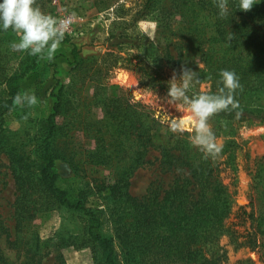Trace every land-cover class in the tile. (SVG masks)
<instances>
[{
    "label": "trees",
    "instance_id": "trees-1",
    "mask_svg": "<svg viewBox=\"0 0 264 264\" xmlns=\"http://www.w3.org/2000/svg\"><path fill=\"white\" fill-rule=\"evenodd\" d=\"M95 1L104 8L109 6L110 1L117 2ZM50 2L36 0L44 12ZM159 2L143 0L142 7L136 11V19L155 8L159 12L161 10L164 17L172 13L170 9L159 8ZM198 2L199 7L189 8L191 17L204 7L214 18V32L206 36L186 15L185 43L199 45V60L203 64L199 77L209 82V90L213 92L221 86L219 77L222 69L234 70L240 81V87L235 91L238 106L213 116L235 122L263 120L264 103L246 100L264 88V0L254 3L248 10L236 8L239 0H229V15L223 17L218 14V0ZM177 7H181L179 3L175 10H179ZM181 11L180 14L186 13ZM164 23L167 24V20ZM10 32L13 31H0V50L4 55L10 54L3 46ZM126 37L124 31L110 32L105 51L101 54L98 51L97 57L92 54L93 62L87 72L78 78L80 82L74 84L75 90L71 91L65 84L56 81L50 92L53 98L51 110L39 120L43 124L32 143L33 156L32 152L25 154L21 151V142L9 143L1 119L0 150L9 157L15 196L12 202L14 231L8 230L0 216V236L5 234L7 246L18 256L23 251L21 247H26V258L21 264H36L34 257L41 242L33 221L44 211L57 207L85 217L87 238L83 243H90L95 252L101 254L102 264H117L116 249L121 252L126 264H223L226 253L219 245V238L225 234L235 247L247 245L259 251L264 260L262 213L257 214L253 208L247 211L243 206L238 207L235 216L240 218V224L249 221L243 233L234 227L233 222L226 220L232 214L233 193L221 182L215 158L191 143L192 132L187 129L173 131L167 121L156 114L157 110L128 95L120 85H107L104 81L110 70L129 64L138 75L139 86L158 89L167 95L168 82L150 64L129 52L121 55ZM179 40L175 39L172 43L175 52L170 50L166 53L167 62L173 66L182 62L177 46ZM62 41L69 42V38L65 37ZM205 41L209 43L207 48L202 46ZM90 44L94 43H87ZM84 47L72 44L75 70H82L83 64L87 63V59L83 58ZM97 58L100 62H95ZM22 68L25 71L26 67ZM22 71L17 73L23 75ZM16 75L14 73L11 79ZM86 76L93 83L90 97L79 93L85 83L81 79ZM11 79L8 80L9 98L2 103L12 102L18 95V86L11 83ZM189 94L195 95L196 92L190 90ZM68 113L70 117L74 116L83 136L93 142L91 148L82 152L71 144L70 122L59 119ZM159 124L166 125L168 129V135L160 140L155 138L154 133ZM152 152H157L153 159L158 161L161 172L169 178L167 181L154 179L145 194L135 196L129 191L130 177L139 167L152 162L149 158ZM57 159L66 160L77 178L85 171L84 165L88 164L109 168L112 174L92 184L85 182L71 192L58 184ZM259 183L260 180L256 182V188L263 189L264 182ZM92 194L103 199L110 232L101 230V204H87ZM253 203L251 198L248 205ZM79 245L82 246V242ZM0 264H13L1 244Z\"/></svg>",
    "mask_w": 264,
    "mask_h": 264
},
{
    "label": "rangeland",
    "instance_id": "rangeland-1",
    "mask_svg": "<svg viewBox=\"0 0 264 264\" xmlns=\"http://www.w3.org/2000/svg\"><path fill=\"white\" fill-rule=\"evenodd\" d=\"M198 1L160 0L158 7L164 10L170 9L171 14L164 17L161 10L159 12L155 8L151 13L136 19V11L142 7L143 0L110 1L106 8L95 0H51L46 12L57 17L71 16L74 30L73 35L68 37L69 42L61 41L53 59H41L27 52L14 50L11 47V42L18 39V34L14 32L7 35L3 44L10 54L4 55L0 50V106L2 109L0 121L3 119L2 126L5 128L9 143L21 142V151L25 154H31L33 140L39 135L43 124L39 120H42L51 110L53 98L50 92L53 86L57 84L56 81L65 84L71 91L75 90L74 84L80 82L78 78L87 72L88 67L93 62L92 54L94 53L97 57L98 51L100 54L105 51L110 32H126L127 37L123 40L121 55L125 56L126 52L132 56L138 55L154 70L158 71L166 82L169 81L174 72L179 75L182 66L190 67L199 74L203 66L198 55L199 45L190 42L185 43L188 20L186 15H189L194 21V25L201 29L200 32H204L206 36L214 32V18L208 15V11L204 7H201V11L191 17L192 12H189V8L199 7ZM177 3L181 6L177 7L179 10H175ZM180 11L186 13L180 14ZM164 20H167V24L164 23ZM178 38L180 40L177 46L182 54V62L173 66L167 62L166 53L170 50L175 52L176 48H173L172 43ZM88 42L95 45H87ZM72 44L85 46L83 58L87 59V63L83 64L82 70H75L76 68H74L71 55ZM202 46L207 48L209 43L205 41ZM98 61L100 62L97 58L95 62ZM23 66L26 67L25 71H22ZM20 71L23 75L17 73ZM14 73L17 75L11 79ZM86 77L81 79L85 83L80 87L79 93L90 97L93 93V83L89 82L88 77ZM10 79L11 83L14 82L18 86V94L34 93L36 102L34 104L18 103L16 99H13L12 102L2 103L9 98L10 87L8 84L10 81L8 80ZM104 81L107 85H120L128 95L130 94L152 110H157L156 114L160 115L163 120L165 119L169 125L173 119H182L190 114L187 107L180 102L168 103L167 95L162 91L139 86L138 75L129 64L110 70ZM209 88V82L199 77L191 90L198 94L209 90ZM248 100L264 103V88L246 101L248 102ZM93 110L96 113L98 111L96 108ZM70 116L68 113L64 116L65 118L59 119L63 122H70V134L73 135L71 144L83 152L91 148L93 142L83 136L82 130L76 126L74 116ZM209 122L216 133L217 141L223 144L222 152L214 157L219 166V178L223 184L227 185L228 191L233 193L232 214L226 220L233 222L234 227L243 233L248 228L249 221H245L244 225L240 224V218L235 216L239 206H243L247 211L253 208L257 214L261 212L262 214L259 215L264 217V188H259V190L256 188L257 181L260 180L259 185L264 182V118L263 120L235 122L219 119L212 115ZM184 129L192 132L190 126H186ZM154 133L158 140L164 138L168 135L167 126L159 124ZM59 145H62V142H59ZM58 148L60 149V147ZM155 155L157 152H152L149 157L153 163L142 165L130 177L129 191L133 195L145 194L150 182L154 179L168 180V175L161 172L157 165L158 161L153 159ZM84 166L85 171L81 173L80 178H77L66 160L57 159L55 168L59 174V186L74 192L75 188L82 186L85 182L92 184V182L112 174L110 169L104 166L92 164ZM14 196L15 184L9 168V157L0 150V216L11 232L14 231L12 219ZM251 198L254 200L252 206L248 205ZM102 201L103 199L92 194L87 204L91 206L101 204L100 207L103 210L101 230L106 233L110 232V222L107 218L106 206L104 207ZM84 218L79 214L57 207L44 211L40 217L36 218L33 224L37 230L41 247L34 257L35 263L102 264L101 254L95 252V248L90 243H83L87 238ZM81 242L82 246L79 245ZM0 244L13 264H21V261L26 258L24 251L26 247H21L23 251L18 256L13 249L7 246L5 234L0 236ZM219 245L225 249L226 253V261L223 264H264L259 251L252 250L247 245L235 247L226 234L219 238ZM116 261L117 264H126L118 249H116Z\"/></svg>",
    "mask_w": 264,
    "mask_h": 264
},
{
    "label": "clouds",
    "instance_id": "clouds-1",
    "mask_svg": "<svg viewBox=\"0 0 264 264\" xmlns=\"http://www.w3.org/2000/svg\"><path fill=\"white\" fill-rule=\"evenodd\" d=\"M259 0H239L236 8L250 9ZM218 14L229 15V0H218ZM73 22L71 16L63 18L44 12L36 0H0V31L11 29L18 39L11 42L14 50L27 52L41 59H53L60 47L64 32ZM221 86L216 91L206 90L190 95L194 82L199 80L197 71L182 66L179 75L175 72L168 81L167 102L179 101L190 113L186 119H173L170 127L173 131L192 129L191 143L208 156L216 157L223 144L216 138L209 118L220 111H230L238 106L235 91L240 87L237 73L232 69L220 71ZM18 103L34 104L35 94L24 93L16 96Z\"/></svg>",
    "mask_w": 264,
    "mask_h": 264
},
{
    "label": "built area",
    "instance_id": "built-area-1",
    "mask_svg": "<svg viewBox=\"0 0 264 264\" xmlns=\"http://www.w3.org/2000/svg\"><path fill=\"white\" fill-rule=\"evenodd\" d=\"M63 17H65V16H61L60 18H63ZM73 20V19H72ZM73 32H74V30H73V22L68 26V28H67V30L64 32V36H63V38L64 37H70V36H72L73 35Z\"/></svg>",
    "mask_w": 264,
    "mask_h": 264
}]
</instances>
